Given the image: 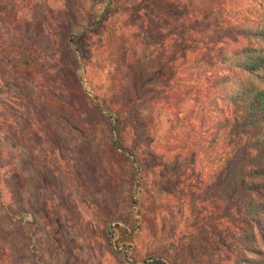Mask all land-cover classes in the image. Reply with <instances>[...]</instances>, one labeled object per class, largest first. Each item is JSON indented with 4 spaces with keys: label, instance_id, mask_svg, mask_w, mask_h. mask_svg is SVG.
<instances>
[{
    "label": "rangeland",
    "instance_id": "obj_1",
    "mask_svg": "<svg viewBox=\"0 0 264 264\" xmlns=\"http://www.w3.org/2000/svg\"><path fill=\"white\" fill-rule=\"evenodd\" d=\"M199 1L0 0V264H36L16 219L20 208L34 218L47 264H124L89 201L112 223L129 216L133 141L130 133L128 153L117 148L92 98L74 88L79 62L71 34L77 25L86 30L77 37L87 57L83 80L115 109H141L151 129L157 156L142 154L149 182L135 238L140 257L160 255L169 264H235L240 258L229 249L230 222L217 220L213 205L202 201L201 162L192 164L187 155L188 126L199 124L192 111L201 82L185 75L176 114L159 73L165 50L159 27L177 32L170 17ZM228 7L260 17L249 0H229ZM24 45L43 58L36 78L10 60ZM126 76L130 84L122 87ZM128 88L133 106L114 98ZM13 172L20 198L4 178Z\"/></svg>",
    "mask_w": 264,
    "mask_h": 264
},
{
    "label": "trees",
    "instance_id": "obj_2",
    "mask_svg": "<svg viewBox=\"0 0 264 264\" xmlns=\"http://www.w3.org/2000/svg\"><path fill=\"white\" fill-rule=\"evenodd\" d=\"M249 1L259 8L257 19L233 11L228 7L229 0H200L192 11H177L170 19L179 25V32L166 33L159 27L165 42L159 73L176 114L183 98L181 84L185 75H193L196 82L202 83L197 87L192 111L199 124L188 126L186 133L191 163L201 162L202 201L210 203L208 207L213 205V217L230 222L233 243H229V249L240 253L235 264H264V0ZM141 20L138 17L135 22ZM74 29L72 43L79 62L75 90L92 98L117 148L128 153L124 142L130 133L133 141L129 154L135 178L129 216L112 223L97 202L89 203L103 220L111 249L124 264H169L160 255L140 257L135 240L145 216L143 205L149 182L142 154L157 156L154 147L151 149V129L141 109H115L83 80L87 57L84 39L77 37L86 30L78 25ZM36 52L30 45L16 47L11 51L13 67L37 76L43 69V58ZM121 83L122 87L130 84L128 77ZM117 97L129 105L134 101L129 88L117 93L114 98ZM2 177L0 174V185ZM4 178L13 196L20 198L22 190L16 174ZM16 216L36 264H47L36 242L32 214L20 208Z\"/></svg>",
    "mask_w": 264,
    "mask_h": 264
}]
</instances>
